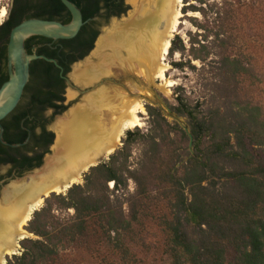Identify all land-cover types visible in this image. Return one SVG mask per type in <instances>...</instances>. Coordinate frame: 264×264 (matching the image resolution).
<instances>
[{
    "label": "trees",
    "instance_id": "obj_1",
    "mask_svg": "<svg viewBox=\"0 0 264 264\" xmlns=\"http://www.w3.org/2000/svg\"><path fill=\"white\" fill-rule=\"evenodd\" d=\"M69 1L87 23L75 39L59 41L64 76L92 52L101 24L128 11L125 0ZM183 4L184 15L199 14L205 23L191 18L198 32L189 33L187 43L176 36L169 57L180 55L181 61L172 63L174 69L209 75L208 98L192 101L178 87L176 105L166 103L168 116L177 119L172 123L162 109L147 106L149 131L127 132L123 146L91 168L82 185L52 194L26 228L34 238L23 240L21 254L8 264L54 260L92 231L107 237L127 257L145 221L165 236L163 264H264V116L261 107L243 94L245 81L257 77L253 65L239 55L233 35L241 31L240 11L264 9V0H183ZM42 79L48 90L38 91L37 98L63 114L67 107L57 103L65 102L66 85L59 72L53 66ZM181 119L186 120L184 127ZM45 127L37 119L41 132L35 136L34 157H4L0 165L22 169L18 177L39 169L54 143V134ZM136 144H142V151L134 162ZM3 178L0 175V181ZM55 211H73V216L63 221ZM230 252L235 255L232 260Z\"/></svg>",
    "mask_w": 264,
    "mask_h": 264
},
{
    "label": "bare ground",
    "instance_id": "obj_2",
    "mask_svg": "<svg viewBox=\"0 0 264 264\" xmlns=\"http://www.w3.org/2000/svg\"><path fill=\"white\" fill-rule=\"evenodd\" d=\"M180 2L142 0L140 10L133 2L134 14L98 41L92 59L75 67L73 80L83 87H96L114 68L123 65L130 71L137 69L147 81L163 79L164 56L181 16ZM5 15L2 11L1 16ZM130 96L116 89H100L58 121L54 157L29 183H13L4 191L0 201V264H6V257L17 253L18 239L27 236L23 227L44 197L78 183L84 172L116 150L127 129L142 125V101L130 100Z\"/></svg>",
    "mask_w": 264,
    "mask_h": 264
},
{
    "label": "rangeland",
    "instance_id": "obj_3",
    "mask_svg": "<svg viewBox=\"0 0 264 264\" xmlns=\"http://www.w3.org/2000/svg\"><path fill=\"white\" fill-rule=\"evenodd\" d=\"M141 1L142 0H125V4L128 8L127 13L134 12V8H132L133 2L138 3L137 7L140 10L142 7ZM213 2L214 0H210V3ZM8 4L9 0H0V24L6 18V15L2 17L1 13L4 8H7ZM241 5H243V3ZM182 6L184 7V4L183 2H180V8ZM183 7L181 10L179 9V15L181 14V16H179L178 26L175 30L176 32L174 31L171 39H174L176 36H180L187 43L189 40L188 34L192 33L194 35L196 32H198V29L193 26L190 19L198 18L201 24H204L205 22L199 14L188 13L184 15L182 12ZM240 14L243 15V18L241 19V31L233 34L238 44L237 51L239 55L243 56V59L246 62H249L251 65H253L255 75L257 77L255 80L245 81L243 85V94L246 99L261 107L264 116V9L259 10L258 7H254L253 10H246V8H243L240 11ZM129 18L130 16L125 15V17L121 18L115 25L113 19H111L108 23H102L101 27L99 28V36L96 42L99 43L98 41H100V39L106 37V35L112 33V31L116 29L115 26L117 27L118 25H123V22ZM199 33H203V31L200 30ZM169 49L170 43L166 52L167 54L164 56V65L167 70L165 69L163 79L156 78L153 82L147 81L139 74L137 69L130 71L127 66L123 65L122 67L114 68L113 73L107 76V79L102 84L92 88L83 87L77 84L73 80L72 76L76 66L84 65L90 59H92L93 54L97 50V48L94 46L92 52L76 66L73 65L71 67L70 73L67 75L68 79L71 81V86L67 84L64 94L65 106L67 107V110L61 116L53 119V121L48 126L49 130L54 134V143L50 147V151L46 155L42 166L38 170H34L23 175L22 177H19V182L29 183L30 179L34 177L36 173L40 172L46 166V163L54 157L53 149L55 147L57 138L56 125L58 121L68 116L70 112L77 106L83 105L84 100L88 95L100 89H116L121 92H125L126 95L131 93L132 96H130L129 99H140L145 110V113H141L139 115L142 125L132 129H127L120 137L119 143L115 148L117 150L123 146V140L127 132H134L137 129H139L142 133H147L149 131L151 128V118L147 112V106L162 109L168 116L169 112L166 108V103L173 106L176 105L175 93L178 87L185 89L186 95L190 97L192 101H196L199 98H208L209 93L205 88V84L209 75L205 74L204 72H200L199 70L194 72L189 68H185L184 70L174 69L172 63L180 62L181 58L179 54H176L173 58H170ZM109 54L110 53H108V55ZM195 65L198 69L200 68L199 63H195ZM167 119L170 123L173 122L172 118L167 117ZM181 124L185 126L186 120L181 119ZM132 149L133 160L136 162L141 154L142 144H136ZM110 156L111 153L109 156H105L103 162L107 161ZM89 171L90 170L84 172L82 174L81 180L75 184L82 185L84 183V177ZM5 174L6 170L2 169L0 171V175L3 176ZM13 183L18 182L7 183L4 189H0V201L3 199V191H5L8 186L12 185ZM130 190H134V185L132 183H130ZM46 200L45 202H42L43 204L37 207L38 211L45 207ZM33 215H31L32 218ZM54 215L57 219L65 221L69 220L73 216V211H55ZM27 222L23 227L24 232L27 233V236L25 237L34 238L33 235L30 234L26 229L31 221L29 223ZM136 241L137 244L131 247L130 254L126 257L117 250L114 243L111 242L107 237L92 231L87 236L81 238L77 243L69 245L56 259L49 260L43 264H163L162 254L165 236L154 224H152L150 221H145L144 226L138 229V237L136 238ZM21 242L22 238L18 239L17 244L19 249L16 253V256L21 254ZM14 254H12V256L10 255L6 257V264H8V261L12 259ZM234 256V253L230 252L228 254L229 260H232Z\"/></svg>",
    "mask_w": 264,
    "mask_h": 264
},
{
    "label": "flooded vegetation",
    "instance_id": "obj_4",
    "mask_svg": "<svg viewBox=\"0 0 264 264\" xmlns=\"http://www.w3.org/2000/svg\"><path fill=\"white\" fill-rule=\"evenodd\" d=\"M60 5L63 6L60 0H9L7 8L3 10L6 11V18L0 24V90L4 84L9 82L11 75L15 72L9 55L12 31L23 22L29 20L54 21L63 24L71 15L65 7L62 10ZM54 8L55 14H53ZM24 51L28 56H39L53 60L57 65L52 62H46L43 59L30 63L29 81L24 88L18 106L0 122L3 130V138L0 140V158L34 157L38 151L35 136L41 132V129H36L37 119H40L41 123L46 126L45 130L48 133H52L48 126L53 119L62 115L57 114L53 109L47 108V104H43L42 98H37V93L38 91L46 92L48 90L47 83L43 81L42 77L49 76L53 66L67 86V81L63 78L67 76H64V69L58 61V59H62L63 45L59 41L32 36L25 40ZM54 54L56 58L53 57ZM63 97L65 98V95ZM57 104L65 106V102ZM18 140H23V142L18 144L11 143ZM3 142L12 146H22L12 148L4 145ZM2 169L6 170V174L3 175L4 178L2 180L13 176L18 177L17 174L22 172V169L12 164L0 165V171ZM9 173L11 175L8 177L7 174Z\"/></svg>",
    "mask_w": 264,
    "mask_h": 264
},
{
    "label": "water",
    "instance_id": "obj_5",
    "mask_svg": "<svg viewBox=\"0 0 264 264\" xmlns=\"http://www.w3.org/2000/svg\"><path fill=\"white\" fill-rule=\"evenodd\" d=\"M60 1L71 15L72 19L68 25H63L61 23L54 22V21L51 22V21H42V20H29V21L23 22L21 25L16 27L11 33V40H10V45H9V55H10V62L14 65V71L15 72H14V74L11 75L9 82L4 84V86L0 90V122L3 121L8 115H10L15 110V108L18 106V104L22 98L24 88L29 81V65H30V63L32 61H35V60L43 59L46 62H52L53 64L57 65L55 61L48 60L44 57L28 56L24 51L25 40L29 37H32V36H38V37H42V38H46V39H51L53 41L73 40L79 35L81 29L87 23V22H84L83 15L75 4H73L69 0H60ZM181 2H183V0H181ZM132 8H134V12H135L134 5ZM181 8H180V10H181ZM133 13H127L126 15L131 17ZM123 17H125V15L122 16L121 18H123ZM121 18H113L114 25ZM91 21H96V19H93ZM172 40H173V38L171 39V41ZM95 47L97 48V42L95 44ZM78 63L74 64V66H76ZM63 78L67 81V84L69 86H71L70 79H68V77H63ZM72 78H73V76H72ZM168 112H169V110H168ZM168 117L177 121V119L174 117H171V116H168ZM182 127H184V126L182 125ZM0 128H1L0 140H2L3 130H2L1 125H0ZM185 130L187 133H189L187 129H185ZM56 136H57V134H56ZM189 136H190V140H191L190 148L192 149L193 138L190 134H189ZM3 144L6 146H10L12 148H18V147L22 146V145L12 146V145H8L4 142H3ZM116 151H117V149L112 154H114ZM45 158H46V156H45ZM102 163H103V160L101 162H99L97 165L90 167L89 170L91 168H94V167L102 164ZM36 170H38V169H36ZM19 180H20L19 177H16V176H13V177L8 178V179H4V180L0 181V189H4V187L7 183L19 182ZM75 185L76 184L70 186L68 189L64 190L63 192H61L59 194L51 193L48 197L43 198V202H45V200L47 198H49L52 194L60 195L62 193H66L68 190H70ZM3 194H4V191H3ZM37 211H38V209H36L34 211V213ZM31 220H32V216L27 223H29ZM28 236H29V234H28ZM27 238L28 237L23 238L22 241L27 239ZM13 256H16V253Z\"/></svg>",
    "mask_w": 264,
    "mask_h": 264
}]
</instances>
